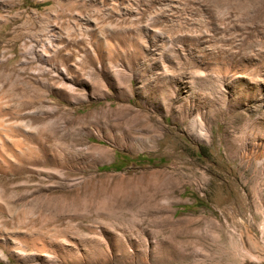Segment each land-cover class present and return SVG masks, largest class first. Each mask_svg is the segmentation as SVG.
Here are the masks:
<instances>
[{
    "label": "rangeland",
    "instance_id": "374dc122",
    "mask_svg": "<svg viewBox=\"0 0 264 264\" xmlns=\"http://www.w3.org/2000/svg\"><path fill=\"white\" fill-rule=\"evenodd\" d=\"M0 132V264H264V0H0Z\"/></svg>",
    "mask_w": 264,
    "mask_h": 264
},
{
    "label": "bare ground",
    "instance_id": "6f19581e",
    "mask_svg": "<svg viewBox=\"0 0 264 264\" xmlns=\"http://www.w3.org/2000/svg\"><path fill=\"white\" fill-rule=\"evenodd\" d=\"M103 49H104V47H103ZM41 58L44 61H48V56L45 55L44 53L41 54ZM13 128H15V132L16 133H20V134H29L31 132V129L28 126H26L24 123H22V122L13 123ZM11 131H13V129ZM0 135L3 136V138H4V139H1V140H3V142L0 141L1 142L0 143L1 144L0 145V165L1 166H8V163L10 161L9 156L6 157V154L4 152L5 151L4 150L5 147H7L8 150H10L12 153H14L18 158L26 157V155H25V147H21L20 148L19 146H16L14 144V142L11 139H9V137L6 134H4V133L0 132Z\"/></svg>",
    "mask_w": 264,
    "mask_h": 264
},
{
    "label": "trees",
    "instance_id": "16d2710c",
    "mask_svg": "<svg viewBox=\"0 0 264 264\" xmlns=\"http://www.w3.org/2000/svg\"><path fill=\"white\" fill-rule=\"evenodd\" d=\"M126 162H133V163H143V162H148V163H152L154 160L153 159H145L144 157H138L136 159L133 160H129V159H125ZM120 167L116 164H112L109 166H105L103 168H101L102 170L106 171V170H113V169H119Z\"/></svg>",
    "mask_w": 264,
    "mask_h": 264
}]
</instances>
